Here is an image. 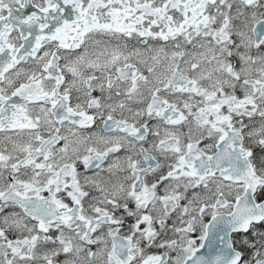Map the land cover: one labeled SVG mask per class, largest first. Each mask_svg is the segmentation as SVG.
I'll use <instances>...</instances> for the list:
<instances>
[{"label": "snow or ice", "instance_id": "6c2138e0", "mask_svg": "<svg viewBox=\"0 0 264 264\" xmlns=\"http://www.w3.org/2000/svg\"><path fill=\"white\" fill-rule=\"evenodd\" d=\"M0 264H264V0H0Z\"/></svg>", "mask_w": 264, "mask_h": 264}]
</instances>
